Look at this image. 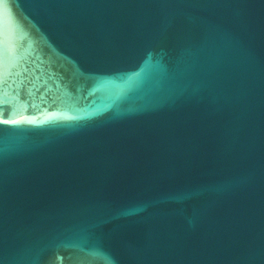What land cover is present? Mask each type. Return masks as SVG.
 <instances>
[{
    "label": "water",
    "instance_id": "95a60500",
    "mask_svg": "<svg viewBox=\"0 0 264 264\" xmlns=\"http://www.w3.org/2000/svg\"><path fill=\"white\" fill-rule=\"evenodd\" d=\"M0 264H264V0H0Z\"/></svg>",
    "mask_w": 264,
    "mask_h": 264
}]
</instances>
